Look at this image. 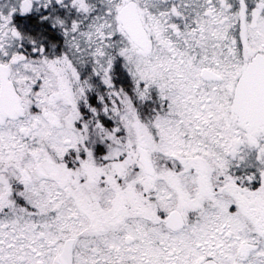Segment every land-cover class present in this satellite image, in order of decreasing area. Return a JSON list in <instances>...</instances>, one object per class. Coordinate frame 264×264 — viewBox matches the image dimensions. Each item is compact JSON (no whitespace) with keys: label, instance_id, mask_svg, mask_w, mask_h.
<instances>
[{"label":"snow or ice","instance_id":"6c2138e0","mask_svg":"<svg viewBox=\"0 0 264 264\" xmlns=\"http://www.w3.org/2000/svg\"><path fill=\"white\" fill-rule=\"evenodd\" d=\"M0 264H264V0H0Z\"/></svg>","mask_w":264,"mask_h":264}]
</instances>
